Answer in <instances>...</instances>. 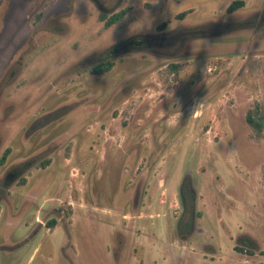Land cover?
Returning a JSON list of instances; mask_svg holds the SVG:
<instances>
[{
	"label": "rangeland",
	"instance_id": "374dc122",
	"mask_svg": "<svg viewBox=\"0 0 264 264\" xmlns=\"http://www.w3.org/2000/svg\"><path fill=\"white\" fill-rule=\"evenodd\" d=\"M234 1L0 0V264H264V0Z\"/></svg>",
	"mask_w": 264,
	"mask_h": 264
},
{
	"label": "trees",
	"instance_id": "16d2710c",
	"mask_svg": "<svg viewBox=\"0 0 264 264\" xmlns=\"http://www.w3.org/2000/svg\"><path fill=\"white\" fill-rule=\"evenodd\" d=\"M244 6V2L241 0L234 1L231 6L227 9L229 13H233ZM41 17V16H40ZM110 17L108 14H102L101 18L103 20H107ZM121 17L120 15L115 16L111 22L106 23V27H108L111 23H114ZM115 66V61L113 59L105 60L90 69V72L94 76H103L109 73ZM181 70V66L178 63H171L167 66L166 70L164 71L167 77L173 76V82H176L179 78V73ZM246 122L252 131L257 135L260 136L262 132H264V111L256 104L255 107L248 111L246 115ZM11 148L5 150L1 162L3 163L6 161L11 153ZM50 160H45L41 163L40 167L46 168L48 167ZM25 182V180H23ZM52 224V223H51ZM240 252L248 253L249 255H254V252L247 251L244 248H239ZM264 255V252H261Z\"/></svg>",
	"mask_w": 264,
	"mask_h": 264
},
{
	"label": "flooded vegetation",
	"instance_id": "af4514ba",
	"mask_svg": "<svg viewBox=\"0 0 264 264\" xmlns=\"http://www.w3.org/2000/svg\"><path fill=\"white\" fill-rule=\"evenodd\" d=\"M156 44L159 45L158 43H156ZM121 49L122 48H120V50ZM118 51H119V49L116 50L115 52H118ZM108 59H110V58H106L104 60H101V62L108 60ZM101 62H99V63H101ZM143 159L144 158H142V160ZM127 172L129 173L130 171H127ZM193 187L194 186L192 183L186 182V178L181 181L179 195H180L183 210H182L181 217L179 218V222H178V226H177V233H178L179 239L182 240L183 242H186V243L189 242L190 237L192 236V234L196 230L194 222H195V218L197 215V213H196V201H197V195L196 194L197 193ZM133 195L134 196H133L132 204H133V207H134V210L136 213V218L141 219V215H139L138 212H139V208L141 207L140 199L142 197V191L141 190L135 191ZM118 201L119 202L117 203V201H116V203L121 204L124 200L122 201V200L118 199ZM123 218H126V216H123ZM151 218H152V216H151ZM119 231H121V229H119ZM243 241H244L243 239H240V242H243ZM121 243H123V242L120 240V244ZM238 244H239V242H238ZM246 244H248V243H246V242L242 243L241 247L242 248H248L246 250H249V248H250L249 244L248 245H246ZM209 247H210V249H212V245ZM236 248L239 251L240 247L239 248L236 247Z\"/></svg>",
	"mask_w": 264,
	"mask_h": 264
}]
</instances>
